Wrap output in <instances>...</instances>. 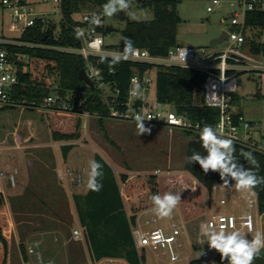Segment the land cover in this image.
I'll list each match as a JSON object with an SVG mask.
<instances>
[{
  "label": "rangeland",
  "instance_id": "374dc122",
  "mask_svg": "<svg viewBox=\"0 0 264 264\" xmlns=\"http://www.w3.org/2000/svg\"><path fill=\"white\" fill-rule=\"evenodd\" d=\"M138 1L132 0V11L138 15H154L152 9L141 8ZM208 6H213V10L208 11ZM36 8L38 11L53 9L52 4L38 5ZM236 9L237 4L233 5L230 0H220L217 5H212L211 0H179V45L195 47L200 55L224 49L227 41L214 46L211 42L223 31H229L230 16ZM97 10L98 7H85L74 16L79 18L85 12ZM100 12L102 13V9ZM49 16L56 24L61 19L59 13H51ZM129 21L133 19L125 12L112 17L102 16L104 27L113 29L103 33L106 45L117 46L121 43L120 31ZM16 34L17 32L10 30L8 17L3 18L0 14V35ZM252 57L253 62L264 69V54ZM52 81H55L54 78ZM239 81L240 87L232 98L233 109L243 112L251 120V134L264 144V70L240 73ZM151 103L156 108L173 109L170 105L156 103L155 84L151 91ZM47 113L52 112L24 106L0 112V192L4 196L10 228L8 264L35 262V254L28 255L29 247L40 251L43 259L50 260L53 264H109V260L113 259L91 261L85 230L78 219V204L87 207L89 203L87 179L91 160L110 168L111 173H104L101 182L111 183V180H115L128 212L127 195L120 178L122 175L129 178L149 174L169 176L171 180L168 181L176 193L184 189L193 190V184L185 175L195 181L186 168L187 148L189 142L195 139V132L189 134L188 131L145 123L146 127H151V134L138 136L136 122L104 117L101 118V127L99 119L90 116L87 128L81 125L76 139L57 141L50 134L51 126L56 124L50 122ZM64 119L60 117L59 122L63 124V128L71 130L70 123ZM243 132L241 130V134ZM67 144H71L72 148L64 157L62 147ZM229 183L231 185V180ZM222 184L223 181L215 184L211 193L202 185L206 212L200 227L208 218L210 210L241 213L248 209L247 203L236 205L238 202L233 201L230 191L235 188H224L220 186ZM221 198L226 203H221ZM180 212L177 206L172 217L164 219L157 217L153 208L137 213L134 229L145 231L160 226L170 229L171 224H175L181 232L178 261L170 262L169 255L164 251L147 250L145 264H190L191 260L200 257L198 254L202 250L209 247L206 242L202 243L205 238L201 231L199 234L195 233L196 239L191 238L189 226ZM75 228L82 232L80 239L73 235ZM245 231L242 232L246 234ZM35 244L38 246H34ZM22 248L27 253V260ZM257 259H261L264 264V250ZM115 260L128 264L121 258ZM205 262L221 264L220 254L211 249V255ZM223 264H227V260Z\"/></svg>",
  "mask_w": 264,
  "mask_h": 264
},
{
  "label": "trees",
  "instance_id": "16d2710c",
  "mask_svg": "<svg viewBox=\"0 0 264 264\" xmlns=\"http://www.w3.org/2000/svg\"><path fill=\"white\" fill-rule=\"evenodd\" d=\"M106 2L107 0H61V19L57 24L48 25L37 20L19 37L21 40L79 46L77 34L72 29L77 23L74 14L89 6L99 8L97 11L89 12L100 14L102 6ZM178 3L179 0H139L138 5L141 8L153 10L154 19L127 22L120 31L121 36L129 38L134 46L148 49L153 56H165L171 47L179 45L177 28L181 17L177 11ZM246 28L245 47L253 55L264 54V41L260 38L264 34V11H248L246 13ZM99 30L102 33L106 32L104 25L100 26ZM117 46L123 47V40ZM13 49L28 57L27 71L19 73L20 83L16 89L18 99L39 101L52 92L51 82L54 78L61 91H87L89 95L87 109L91 112L94 110L105 111L106 108L101 104L97 91L86 88L79 79V72L85 67V62L80 55L34 47H15ZM100 66L105 74L109 69L114 70V74H106L107 78L114 79L123 94L127 93L130 77L136 69L148 70L153 74L157 104L172 106L178 113L185 115L193 122H198L201 127L205 124L215 127L219 110L204 104L202 85L207 75L205 72L179 66L162 67L126 60L113 64L108 58L104 62L100 61ZM12 108L15 107L3 106L0 107V112ZM46 116L50 118L51 123L55 122L56 124L51 126L50 132L51 138L54 140L76 139L79 136V129L82 125L81 118L59 113H47ZM60 117L70 123L71 130L63 128V124L59 122ZM99 123L103 127L101 118ZM188 133L192 132L188 131ZM194 138L188 144L187 156L192 154L193 149L207 155L200 146L199 133H196ZM235 146L239 163L243 164L245 168L252 167L240 155L241 149L251 152L259 162L258 175L264 176V151L238 142H235ZM71 148V144L62 147L64 157L67 156ZM186 168L192 173L193 176H189L195 181L186 175L185 177L191 185L193 184L194 188L177 192L181 195V202L178 206L187 226H189L191 238L196 239L195 233L199 234L201 231L200 222L204 219L206 212V201L201 187L204 185L211 193L212 187L222 181L218 172L209 171L205 174L198 163L187 164L186 162ZM103 172L110 174L111 170L107 166L104 167ZM120 178L127 195L130 212L126 210L120 187L115 180H111V183L102 182L101 191H89L90 198L87 207L78 204L79 223L85 230V240L92 262L103 258H121L128 264H145L147 249H137L133 234L137 213L154 207L150 198L153 194L163 195L166 192H176L172 189L169 176L149 174L129 178L122 175ZM185 184L189 185L188 182ZM252 192L256 196L258 212L263 213L264 185L258 186ZM9 235L10 228L6 216L5 200L0 192V264H8ZM22 252L27 260V253L23 248ZM190 264H206V262L205 259L198 257L191 260Z\"/></svg>",
  "mask_w": 264,
  "mask_h": 264
},
{
  "label": "built area",
  "instance_id": "2783aa9c",
  "mask_svg": "<svg viewBox=\"0 0 264 264\" xmlns=\"http://www.w3.org/2000/svg\"><path fill=\"white\" fill-rule=\"evenodd\" d=\"M232 4H237V9L230 16V26L227 38V45L224 49L200 55L199 50L192 46L177 45L171 47L165 56H153L146 48L134 46V53L131 58L126 60L137 63H149L162 67L179 66L190 68L196 71L205 72L206 78L203 82L204 104L208 107H216L219 110L218 120L214 127L225 137L232 138L235 142L254 147L264 151V144L250 136L252 122L241 113L233 110L232 98L239 87V75L245 72H261L263 67L253 62L252 53L245 47L246 42V13L248 11H264V0H230ZM61 0H0V14L10 21V30L17 32L16 36L0 35V107L3 106H24L40 109L43 112L59 113L63 115L77 116L81 118L82 126H88V117L94 116L98 119L110 117L113 119L133 121L137 113L143 109L145 117H152L144 123L164 125L169 128L179 129L200 133L201 125L193 122L185 115L178 113L175 109L156 108L151 103V91L154 84L153 74L148 70L140 71L136 69L129 80L128 91L122 93L114 79L107 78V75L114 74L113 69H109L105 74L100 66V55L94 54L95 49H90L89 44L96 39L102 40L100 45L101 54L108 59H112V54L123 53L124 46H108L105 43L103 33L99 27L90 22L92 14L95 12H85L73 26V31L77 34L80 31L83 35L78 38L79 46L58 45L54 42H35L21 40L19 35L27 28L32 27L37 20L46 24H55L50 18V11H38V5L52 4V13H59ZM220 0H211L212 5H217ZM56 7V8H55ZM208 11L213 10V6L207 7ZM97 14V13H96ZM264 41V34L261 35ZM15 47L42 48L56 50L64 53H75L80 55L84 62L83 68L87 77L92 82V87L83 82L86 88L97 91L101 104L106 108L105 111L87 109L89 95L87 91H72L59 89L56 81L51 82L52 92L42 97L39 101L18 99L16 89L19 85V73L26 72L28 69V57L26 54L15 51ZM204 52V49H202ZM133 81L140 84L137 96L129 95V89ZM241 130H244L242 136ZM69 171V170H68ZM63 174V173H62ZM237 199H241L237 196ZM225 203V200H221ZM248 211L236 215L233 213H216L209 216L202 224L212 223L217 229L223 225L227 230H233L229 225V220H234L235 228L240 231L246 230L249 233L255 229L253 209H257L256 198L247 200ZM251 219V227L247 224V219ZM180 229L171 224L169 230L161 227L148 229L145 231H134L135 245L137 249H147L154 252L164 251L169 255L170 262L179 259L178 248L181 246L179 241ZM76 239L82 237L79 228L73 230ZM34 246H38L35 244ZM35 254L36 261L31 264H53L52 261H45L40 251L34 247H29L28 255ZM200 258L207 259L211 255V249L205 248L199 254ZM109 264H122L121 262L110 259Z\"/></svg>",
  "mask_w": 264,
  "mask_h": 264
},
{
  "label": "clouds",
  "instance_id": "9594fccd",
  "mask_svg": "<svg viewBox=\"0 0 264 264\" xmlns=\"http://www.w3.org/2000/svg\"><path fill=\"white\" fill-rule=\"evenodd\" d=\"M132 0H107L102 6V13H93L90 19L92 24L100 26L102 16L112 17L119 12H125L131 19L137 21H150L154 19V15L141 13L138 15L131 10ZM83 34L77 31V38ZM124 42L123 53L112 54L111 62L113 64L128 60L134 53L133 42L122 37ZM102 40L96 39L89 44L90 49H95L94 54L100 55L101 62L107 57L101 54L100 45ZM140 84L133 81L132 87L129 89V95L137 96L139 94ZM152 117H145L143 109L134 117L136 122L137 135L151 134V127H146L144 121L151 120ZM200 146L207 153L203 155L195 149L192 154L186 157L187 164L198 163L205 174L209 171L218 172L224 188L234 187L238 191H251L258 186L264 185V176L258 175L259 162L251 152L243 149L240 155L252 167L245 168L239 163L236 155L235 142L230 137H225L211 125L205 124L199 133ZM103 164L96 160L89 162V172L87 179V188L93 192H99L103 188L102 178L104 176ZM235 181L234 185H230L229 181ZM153 203V211L155 215L161 219L171 218L174 210L181 202L180 193L166 192L163 195L153 194L151 197ZM247 224L251 227V219H247ZM229 225L233 230L228 231L225 226H221L219 230L212 223L201 225V234L205 238L202 243L208 244L210 249L217 251L221 257V264L227 260V264H254V261L260 257L261 251L264 250V233L256 232L251 241L246 238V234L235 228L234 220H229Z\"/></svg>",
  "mask_w": 264,
  "mask_h": 264
},
{
  "label": "crops",
  "instance_id": "0c3cea01",
  "mask_svg": "<svg viewBox=\"0 0 264 264\" xmlns=\"http://www.w3.org/2000/svg\"><path fill=\"white\" fill-rule=\"evenodd\" d=\"M53 8V7H52ZM48 11H50L51 13H52V11H53V9H47ZM50 13V14H51ZM55 15V14H54ZM220 50V49H219ZM216 51H218V50H216ZM235 112H237V113H241V114H243L244 115V113L243 112H241V111H238V110H235V109H233ZM250 120V119H249ZM251 121V120H250ZM244 135V133L242 134V136ZM250 136L252 137V138H254L255 139V137H254V135L253 134H250ZM64 174V173H63ZM231 180V179H230ZM235 184V181H233V180H231V185H234ZM234 188V187H233ZM0 191H1V189H0ZM230 195H231V197H232V199H233V201H235V202H238V204H236V205H239L241 202L242 203H247V200L249 199V198H256V196H255V194L252 192V190L251 191H238V190H236V189H232L231 191H230ZM237 196H240L241 197V199H237ZM221 200H225L224 198H221ZM221 200H220V202H221ZM225 203H226V200H225ZM178 208H179V211H180V207L178 206ZM246 211H248V209L247 210H245V211H243V212H241V213H244V212H246ZM181 213V212H180ZM216 213H233V214H236V215H239V213H234V212H224V211H220V212H215L214 210H210L209 211V213H207L208 214V217L209 216H211V215H213V214H216ZM240 213V214H241ZM253 213H254V222H255V229H254V231L253 232H251V233H249L248 231H245L246 232V234H247V238H248V240H250L251 241V239H252V237L255 235V233L256 232H261V233H264V212L263 213H259L258 212V210L257 209H254V211H253ZM161 228H163V229H165V230H169L166 226H160ZM157 228V227H156ZM136 230H138L137 228H135V229H133V234H134V231H136ZM263 251V250H262ZM254 264H263V261L261 260V259H256L255 261H254Z\"/></svg>",
  "mask_w": 264,
  "mask_h": 264
},
{
  "label": "water",
  "instance_id": "95a60500",
  "mask_svg": "<svg viewBox=\"0 0 264 264\" xmlns=\"http://www.w3.org/2000/svg\"><path fill=\"white\" fill-rule=\"evenodd\" d=\"M111 30H113L111 27H106V32L108 33V32H110ZM227 38H228V33L226 32V31H223L222 33H221V35L218 37V38H216V39H213V41L211 42V45L212 46H214V45H216V44H218V43H221V42H223V41H226L227 40ZM79 79L82 81V82H84V83H86L87 85H89L90 87H92V82L90 81V79L87 77V75H86V72H85V70L82 68L81 70H80V72H79Z\"/></svg>",
  "mask_w": 264,
  "mask_h": 264
}]
</instances>
